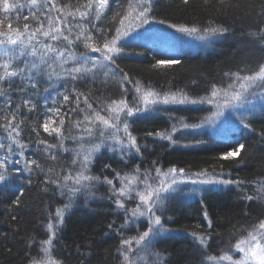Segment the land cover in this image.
<instances>
[{"label":"trees","instance_id":"16d2710c","mask_svg":"<svg viewBox=\"0 0 264 264\" xmlns=\"http://www.w3.org/2000/svg\"><path fill=\"white\" fill-rule=\"evenodd\" d=\"M9 3L19 7L8 13L0 11V30L7 29L8 17H11L13 27L32 22L31 17L29 21L22 18L29 15L28 0H9ZM127 3L128 0H110V9L100 21H96L97 27L103 29L109 38L115 34L116 27H119L114 14L122 12ZM231 3L232 7L222 9L215 0L209 6H205L202 0H190L187 5L181 0H153L150 22L138 28L133 26L129 35L119 42L123 51L115 57L116 62L133 82L139 81L142 88H151L161 95L182 90L188 95L189 101L195 100L196 103L158 102L145 106L134 99L135 84L123 82V87L127 89L124 92L119 78L116 81L109 79L107 83H103L102 77L95 81L89 78L67 82L55 77L49 81L43 74L36 78L37 89L29 88L23 95V98H28L38 91V95L33 97L38 105L37 110L28 112L27 109H21L25 117L21 139L25 143L31 141L24 150L25 157L39 159L41 163H45V160L37 152V137L31 129L44 121L45 98L48 106H59L53 105L52 101L60 99L57 92L64 91L65 84L69 87L74 84L85 93L91 90L96 97L103 93L102 99L126 97L130 104H138L141 111L122 119H126L130 131L137 137L142 153L137 155L133 152L126 160L121 161L118 153L101 149L91 166L90 174L100 176L102 180L104 176H114L111 169L104 168L105 164H110L122 175L139 166L142 174L145 170L151 174L149 183L158 186L164 177L152 179L156 176L155 168H160L162 172H167L172 167L185 170L184 174L176 176V191L161 193L164 199L156 207V214L161 216L163 228L167 230L155 237L152 250L163 253L167 257L166 264H214L206 257L222 255L227 250L229 241L235 243L233 233L237 229L256 223L264 215V204L242 200L240 188L234 184L212 187L215 186L213 182L202 183L206 185L190 191L191 180L198 183L201 180L252 181L264 176V94L261 90L255 89L256 95L249 97L251 104L255 106V114L249 111L248 104L240 108L218 109L217 103L222 105L224 102L223 95L212 103L208 102L213 99L210 96L213 84L227 87L233 82L224 75L225 72L243 70L242 75L250 74L264 62V45L250 36L251 32L264 25V0H231ZM158 20H165L166 23L162 25L154 22ZM169 23L201 28L208 27L211 23L212 26L226 27L228 31L200 39L199 33H180L169 28ZM93 34L98 35L94 29ZM76 51L99 56L98 53L84 49L82 45ZM0 59L3 57L0 56ZM25 59L35 58L22 56L14 64L23 67ZM168 59H178L181 63L171 67H153L157 60ZM65 67H71V64ZM56 71L61 70L57 67ZM16 83H20L19 79ZM10 95L14 108L16 103L21 102V94L10 92ZM89 99L91 102L92 97ZM4 106V97H0V109ZM81 107L84 105L81 104ZM93 107H96L95 102ZM218 111L222 114L214 115ZM240 118L250 123L251 129L244 128ZM67 123L66 119V127ZM184 124L188 127H183ZM173 127L177 129L175 132H172ZM38 130L40 139L56 143L54 134L49 135L42 128ZM73 131L78 133L79 130ZM148 132L170 133L175 143L155 135L147 136ZM0 142H9L2 128ZM238 142L245 144L241 157L221 160L223 153L231 150ZM65 145L69 148L76 147L72 140H66ZM13 148L15 152H19L15 145ZM6 154L4 149H0V158ZM62 156L67 159L70 153H63ZM16 160L22 161L23 158L17 154L9 155L7 181L0 183V264H28L30 258H39V241L48 238L44 227L48 213L67 202L66 196H61L59 192H43L41 181L44 174L29 173L24 170L23 162L17 164ZM201 171H207L208 175H195ZM167 179L170 181L171 177ZM183 179H188V184H181ZM114 183L119 186L117 180ZM108 187L97 183L92 189L94 196L88 197L81 193L74 198L73 206L65 214L64 222L53 240L52 255L62 261V264H118L121 259L116 249L122 237L115 229L124 222V213L108 198ZM248 187L251 188V185ZM20 191L24 193L20 197L21 204L15 206L12 201ZM137 202L128 201V207L135 206ZM205 212L212 222L211 228L208 227ZM13 216L16 217L15 220L12 219ZM113 221V229H109L108 225ZM147 227L148 217H139L129 228L123 230L124 236L136 235ZM192 233H211L209 247L202 249ZM33 237L35 242L30 243ZM230 254L234 255V252Z\"/></svg>","mask_w":264,"mask_h":264},{"label":"snow or ice","instance_id":"6c2138e0","mask_svg":"<svg viewBox=\"0 0 264 264\" xmlns=\"http://www.w3.org/2000/svg\"><path fill=\"white\" fill-rule=\"evenodd\" d=\"M181 2L187 5L190 0H181ZM202 3L209 6L213 4V0H202ZM215 3L222 9L233 6L231 0H215ZM27 6L29 15L22 18L24 21H29L31 17V23L26 22L22 26L13 27L11 17H8L7 29L0 30V56L3 57L0 59V97H4L5 101L4 108L0 109V113H2L0 121H3L0 123V128L4 130L9 141L7 144L0 142V149H4L7 153L0 158V183L7 181L9 155L17 154L23 160H16L15 163L23 162L24 170L29 173L44 174V179L41 181L43 192L51 191L53 194L59 192L61 196L67 198L66 203L57 207L54 212L48 213V220L44 225L48 238L39 241L41 255L39 258H30L28 264H62V261L52 255L53 240L64 222L65 214L73 206L74 198L81 193L88 197L94 196L95 193L92 189L97 183L109 186L107 189L110 193L108 198L117 209L124 213V222L115 229L122 237L116 249L121 257L118 264H166L167 257L161 252L152 250L155 237L161 231L167 230L163 228L161 216L156 214V207L164 199L161 193L176 191L174 187L178 184L176 176L184 174L185 170L172 167L167 172H162L160 168H155L156 176L152 179L164 177L158 186L149 183L151 174L147 170L142 174L139 166L135 167L132 172L122 175L110 164H105L104 168L111 169L114 176L112 178L104 176L102 180L100 176L90 174L91 166L101 149H106L114 154L118 153L121 161L126 160L133 152L137 155L142 153L137 137L130 131L126 119H122V117L132 116L135 112L141 111L138 104H130L126 97L102 99L103 93L100 97H96L91 90L85 93L74 84L71 87L65 84L64 91L57 92L60 99L52 101L53 105L58 104L59 106H48L47 98H45L44 121L31 129L37 137L35 140V144L38 146L37 152L43 157L45 163H41L39 159L26 158L24 150L29 147L31 141L25 143L21 139L22 126L25 123L21 109H27L28 112L37 110L38 105L33 97L38 95V91L30 94L28 98H23V95L29 88L37 89L38 80L36 78L42 74L46 75L49 81L55 77L57 80L67 82L89 78L95 81L102 77L103 83H107L109 79L116 81L119 78L124 92H127V89L123 87V82L135 84L136 96L134 99L145 106L158 102L164 104L197 102L189 101L188 95L182 90L161 95L151 88H142L140 82H133L116 62L115 57L123 51L119 42L129 35L133 26L138 28L150 22L153 0H128L127 7L122 12L114 14V19H118L119 27H116L115 34L110 38L103 29L96 25V21H100L110 9V0H75V2L73 0H66V2L28 0ZM17 7L19 6L9 3V0H0V11L4 13ZM17 19H20L19 15ZM154 22L162 25L166 23L165 20ZM168 27L187 35L199 33L200 39L228 31L226 27L212 26L211 23L208 27L203 28L175 23H169ZM93 29L98 35L93 34ZM250 36L264 45V25L251 32ZM80 45L91 53H98L99 56H90L87 52L78 53L76 49ZM22 56L35 59H25L23 67L14 64V61L19 60ZM179 63L181 61L178 59L157 60L153 67H171ZM69 64L71 67H65ZM57 67L61 70L60 72L56 71ZM241 71L225 72L224 75L232 79L233 82L229 83L227 87H217L213 84L210 89V96L213 99H209L208 102L212 103L223 95L224 102L222 105L217 103L218 109L222 107L240 108L248 104L249 111L255 114V106L251 104L249 97L256 95L255 89H260L264 94V62L260 63L257 70L250 74L242 75ZM17 79L20 81L19 84L16 83ZM10 92L21 94V102L16 103L14 108ZM90 97H92L91 102ZM93 102L96 103V107H93ZM81 104L84 107H81ZM221 114L220 111L214 113L216 116ZM240 123L244 128L251 129V124L245 122L244 118H240ZM53 124L57 126L53 127ZM183 127L187 128L188 125L184 124ZM39 128L49 135L54 134L56 143H48L47 140L40 139ZM73 130L79 131L74 133ZM176 130L173 127L172 132ZM252 130L255 131V129ZM146 135H155L175 143L172 135L167 132H148ZM262 137H264V133H262ZM66 140L74 141L76 147H67ZM13 145L19 149V152H15ZM244 150L245 144L238 142L231 147V150L223 153L220 159L234 160L241 157ZM63 153H70V156L65 159L62 156ZM49 161L51 164H47ZM195 175L207 176L208 172L201 171ZM168 177H171L170 181L167 179ZM114 180L119 182V186L114 183ZM196 182L192 181V183ZM209 182L237 185L240 188L242 200L264 204V176L252 181H200V183ZM140 185L143 187L141 188ZM248 185H251V188ZM23 194V191H20L12 204L19 206L21 204L20 197ZM128 201L138 202L135 203V206L128 207ZM145 216L148 217L147 229L137 232L136 235L125 237L123 230L129 228L139 217ZM204 216L205 219H208L207 212L204 213ZM12 219L15 220L16 217L13 216ZM114 224L113 221L108 225V228L113 229ZM208 227H212L210 219H208ZM192 235L202 249L209 247L211 233L199 235L192 233ZM233 236L235 243L229 241L227 250L223 251L222 255H208L206 259L213 261L214 264H223V262H228V264H264V219H259L256 223L247 226H241L233 233ZM32 242H35L34 237L30 243ZM232 252L239 253V258L234 259L230 254Z\"/></svg>","mask_w":264,"mask_h":264},{"label":"rangeland","instance_id":"374dc122","mask_svg":"<svg viewBox=\"0 0 264 264\" xmlns=\"http://www.w3.org/2000/svg\"><path fill=\"white\" fill-rule=\"evenodd\" d=\"M180 177H181V175H180ZM188 181H189L188 179H187V180H184V179H183V180H181V184H184V185H185V184H188ZM192 181H194V180H191V189H190V191H192V192H193L194 190H196V188H200L201 186H205V185L207 184V183H206L205 185H202V183H198V182H196V183H192ZM211 183H212V182H211ZM212 184L215 185V186H212V185H211L212 187H217L216 185H223V184H221V183H215V182H213ZM175 186H177V185H175ZM259 219H264V215L260 216ZM259 219H258V220H259ZM258 220H257V221H258ZM233 256H234V259H238L239 256H240V254L234 252V255H233ZM227 264H228V262H227Z\"/></svg>","mask_w":264,"mask_h":264}]
</instances>
